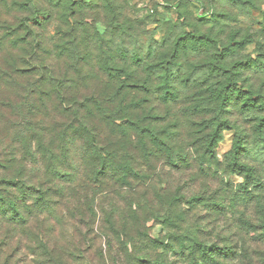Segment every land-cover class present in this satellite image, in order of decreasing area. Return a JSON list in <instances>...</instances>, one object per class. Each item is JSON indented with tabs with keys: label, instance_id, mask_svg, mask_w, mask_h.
I'll return each mask as SVG.
<instances>
[{
	"label": "trees",
	"instance_id": "obj_1",
	"mask_svg": "<svg viewBox=\"0 0 264 264\" xmlns=\"http://www.w3.org/2000/svg\"><path fill=\"white\" fill-rule=\"evenodd\" d=\"M96 1H101L103 20L85 0H44L42 6L35 0H0V264L11 263L17 252L20 263L31 256L35 264H68L65 254L76 256L67 251H74L76 233L65 226L62 208L68 216L73 202L89 216L82 222L86 228H94L91 218L100 203L113 206L107 212L100 207L105 218L98 232L108 238L110 250L117 248L106 264H233L245 247L239 252L226 236L212 241L190 224L191 206L214 214L225 206L187 201L186 207L178 197L171 202L165 198L170 191L153 176L158 163L178 171L197 166V172L243 205L264 191V178L247 172L243 130H235L226 159L229 175L243 178L233 182L216 156L220 123L195 129V116L211 113L213 102L219 111L230 106L229 94L220 88L212 99L208 91L172 89L163 54L153 59L151 53L131 54L120 39L134 35V26L112 0ZM190 1L185 0L197 12L214 17L213 8ZM98 21L106 25L104 32ZM34 66L36 80L24 83ZM261 97L250 92L239 103L258 142H264ZM149 207L168 229L165 236L152 238L138 215ZM138 241L146 249L131 254Z\"/></svg>",
	"mask_w": 264,
	"mask_h": 264
},
{
	"label": "rangeland",
	"instance_id": "obj_2",
	"mask_svg": "<svg viewBox=\"0 0 264 264\" xmlns=\"http://www.w3.org/2000/svg\"><path fill=\"white\" fill-rule=\"evenodd\" d=\"M35 1L38 6L44 5V0ZM200 1L205 7L214 9V17L206 16L208 15L206 12H197L193 4L185 0H165L164 4L155 0H112L122 16L130 20L127 23L132 24L136 30L134 32L131 29L130 33L135 34L124 36L120 41L125 40V45L132 49L131 54L151 53L150 56L153 59L162 53L163 70H170L172 78L170 87L177 92L184 94L188 91L197 93L208 91L213 99V93L223 88L230 96L227 100L230 106L219 111L213 102L208 108L212 109L211 113L195 116V129H199L201 123H209L211 126L220 123L214 144L217 160L223 161V165L219 168L221 172L227 171L228 175L231 168L230 170L226 168L228 163L226 159L232 153L235 130L238 128L243 130L247 135L245 140L248 149L245 156L249 164L247 172L264 178V142H258L255 134L251 133L252 127L245 120L239 107V103L250 92L261 93V98L264 100V0ZM85 2L89 8L93 6L94 12L100 13L97 20H103L102 10L98 8L101 6V1L85 0ZM26 13L22 12L19 15L23 17L28 15ZM202 16L209 19H199ZM89 22L92 20L89 19ZM54 26L55 22L48 27L47 35H52ZM96 26L101 32L106 29L102 21H98ZM173 58L178 59L179 64L171 62ZM32 68L34 71L30 70L27 74V77L31 78L24 83L36 80L38 68L35 66ZM182 79L184 81L187 79L190 83H183ZM202 106L205 104L201 103L199 107ZM185 124L183 122L184 126ZM184 126L183 137L186 135ZM212 129L207 128L206 132L210 133ZM191 151L193 157L197 156L195 148ZM153 176L160 187H166L170 191L165 194V198L171 202L178 197L183 198L182 201L186 207H188L187 201H193L194 205L205 202L223 204L225 208L221 214L209 212L203 206H199L196 210L191 206L190 209H193L195 213H192L190 224L197 225L198 230L212 241H220V237L226 236L232 244L239 245V252L242 251V247H245L243 257L235 260L233 264H264V238L259 237L261 234L264 235L261 227L264 225V191H260L262 194L257 192L248 205H243L233 200L232 196L223 193L216 180L211 181L201 172H197V166L178 171L169 164L158 163ZM229 177L233 182H241L243 179L237 174L229 175ZM258 202L262 205H257ZM100 207L105 212L113 208L108 203L99 204L97 216L91 218L94 228H86L82 225L83 221L87 223L89 216L82 212L83 206L81 207L79 203H68V216L65 214L66 210L62 208L65 226L76 233V237L72 238L75 244L74 251L67 249L76 256L65 254V257L69 259L68 264H106L110 261V256L115 255L117 248L110 250L108 238L101 236L98 232L101 221L105 218ZM215 209L219 210V206ZM153 210L157 208L154 207ZM150 211L149 207L139 210L138 213L143 218L142 222L149 226L150 236L152 238L165 236L168 229L155 218L154 212ZM224 242L222 241L221 244ZM144 249L146 244L138 241L136 247L130 248V253L138 254ZM11 251L14 252V249ZM19 254L17 252V255ZM101 254L104 255L103 258ZM17 255L11 263L5 260L2 261L3 264H35L31 256L21 258L25 260L20 263L18 261L20 256Z\"/></svg>",
	"mask_w": 264,
	"mask_h": 264
},
{
	"label": "built area",
	"instance_id": "obj_3",
	"mask_svg": "<svg viewBox=\"0 0 264 264\" xmlns=\"http://www.w3.org/2000/svg\"><path fill=\"white\" fill-rule=\"evenodd\" d=\"M155 1H157L158 3H160V4H164L165 3V0H155ZM154 9H152V11H153Z\"/></svg>",
	"mask_w": 264,
	"mask_h": 264
}]
</instances>
